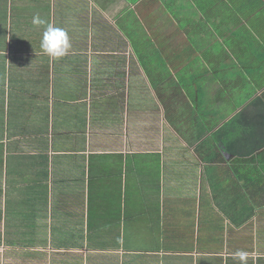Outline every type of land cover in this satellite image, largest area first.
<instances>
[{
    "label": "crops",
    "instance_id": "0c3cea01",
    "mask_svg": "<svg viewBox=\"0 0 264 264\" xmlns=\"http://www.w3.org/2000/svg\"><path fill=\"white\" fill-rule=\"evenodd\" d=\"M229 8L264 0H0V264H264V147L212 137L264 86L199 48L244 27ZM36 12L68 32L66 56L42 51ZM140 54L207 79L158 94Z\"/></svg>",
    "mask_w": 264,
    "mask_h": 264
},
{
    "label": "trees",
    "instance_id": "16d2710c",
    "mask_svg": "<svg viewBox=\"0 0 264 264\" xmlns=\"http://www.w3.org/2000/svg\"><path fill=\"white\" fill-rule=\"evenodd\" d=\"M234 9L238 10L237 8ZM234 9L229 8L230 12L227 14L230 19L229 22H234L236 20L235 14L231 11ZM250 10L260 12V15L258 14L255 16L254 20H252L256 23L260 22V24H245L244 27L239 28L237 31L233 29L232 25H228L226 29L230 33L232 32L236 35L235 38H225V45L212 44L210 46H198L202 50H207L208 47L213 49L212 51H207L212 53V59L208 62L214 70L221 71L222 73L227 70L236 75H244V72H247L249 76L244 77V79L248 78L249 80L247 85L253 86V88H260L264 85V17H262L263 15H261L262 13L258 8H239L238 11L246 14ZM133 30L134 34H137V28H134ZM23 32L24 30L22 31V34ZM142 45L143 47H146L145 43H142ZM189 50L190 45H186L185 51ZM139 57L142 58L143 66L149 74L151 83L156 89V93L158 91V94L160 93L161 95L163 92L172 91V87L178 86L180 83L181 86L188 89V92L194 94L195 90L191 86L192 82L207 79L206 68L201 62L198 63L192 60L190 62H181V66L186 65L189 70L182 75V82H180V80H177L170 74L166 75V73L162 72L164 69H167V66H172L174 62L168 61L167 59L146 61L145 59L143 60L144 57L141 54ZM1 68L3 69L4 65ZM2 72L4 73V69ZM255 85L256 87H254ZM252 94L253 93L250 92V90L246 89L243 96H245V100H248V98H251L250 96ZM199 101H201V99ZM206 105L210 104L207 103ZM212 110L219 113L218 108ZM221 116L222 118L226 117L225 114H222ZM212 137L216 143L230 154L250 155L258 149L263 148L264 98L259 94L251 98L238 112L221 124L213 132Z\"/></svg>",
    "mask_w": 264,
    "mask_h": 264
},
{
    "label": "clouds",
    "instance_id": "9594fccd",
    "mask_svg": "<svg viewBox=\"0 0 264 264\" xmlns=\"http://www.w3.org/2000/svg\"><path fill=\"white\" fill-rule=\"evenodd\" d=\"M32 23L37 26H46L40 42V47L45 54L55 59H60L68 54L72 44L65 29L48 23L39 14L33 17ZM233 259H238L240 264H247V253L240 250Z\"/></svg>",
    "mask_w": 264,
    "mask_h": 264
},
{
    "label": "rangeland",
    "instance_id": "374dc122",
    "mask_svg": "<svg viewBox=\"0 0 264 264\" xmlns=\"http://www.w3.org/2000/svg\"><path fill=\"white\" fill-rule=\"evenodd\" d=\"M71 5V3H69V6ZM54 6V5H53ZM24 7L25 8H21V10H27L28 9V5L25 3V5H24ZM32 7V6H31ZM37 7H39L38 5H37ZM30 9V8H29ZM175 9H179V8H175ZM232 9H234V8H232ZM4 10V8H2V11ZM152 10V16L154 17V19H155V21H157V19H158V12H157V8H152L151 9ZM258 10H260L261 11V15H263L262 17H264V8H258ZM38 13L36 12V13H30V16L29 17H31V20H33V17L35 16V15H37ZM42 15L44 14V13H41ZM260 15V12H256V11H249L248 13H246V14H244V13H239V14H237V15H239L238 17L240 18V22H243V23H245V24H249V25H251L252 23H253V25H257V24H260V22H253L252 20H254V18H255V16H257V15ZM163 21H166V22H169V14H167V13H163L162 14V22ZM212 29L214 30L215 29V26H213L212 27ZM135 35V34H134ZM133 35V40H134V42L135 43H137V41H138V43H143V41L142 40H144V37L145 36H143V35H138V36H134ZM136 38H137V41H136ZM145 41H149V40H145ZM245 44V43H244ZM137 44H134V47L136 46ZM160 73H162V72H160ZM264 86V85H263ZM254 87H256V85L254 86ZM260 87V86H259ZM248 90H251V88L250 89H248ZM245 94V93H244ZM243 94V95H244ZM189 95V94H188ZM245 97V96H244ZM123 225H125V223L123 222ZM126 231H128V230H126ZM130 232V231H129ZM129 235V234H128ZM90 239H93V238H90ZM112 239V240H111ZM118 239L116 238V237H110V238H108V242H110V245H112V244H115V241H117ZM103 247H109V244H107V243H103V244H101Z\"/></svg>",
    "mask_w": 264,
    "mask_h": 264
},
{
    "label": "water",
    "instance_id": "95a60500",
    "mask_svg": "<svg viewBox=\"0 0 264 264\" xmlns=\"http://www.w3.org/2000/svg\"><path fill=\"white\" fill-rule=\"evenodd\" d=\"M240 108H241V107H240ZM240 108H239V109H237V110H236V112H237V111H239V110H240Z\"/></svg>",
    "mask_w": 264,
    "mask_h": 264
}]
</instances>
